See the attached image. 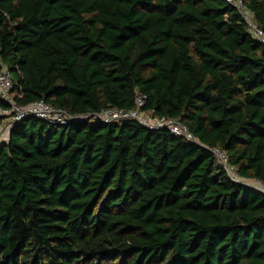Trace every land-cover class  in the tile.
Instances as JSON below:
<instances>
[{
    "label": "trees",
    "instance_id": "trees-1",
    "mask_svg": "<svg viewBox=\"0 0 264 264\" xmlns=\"http://www.w3.org/2000/svg\"><path fill=\"white\" fill-rule=\"evenodd\" d=\"M264 29V0H242ZM14 102L137 120L50 124L0 141V264H264V46L227 0H0ZM10 104L0 98V108ZM6 117L0 116V125Z\"/></svg>",
    "mask_w": 264,
    "mask_h": 264
},
{
    "label": "built area",
    "instance_id": "built-area-1",
    "mask_svg": "<svg viewBox=\"0 0 264 264\" xmlns=\"http://www.w3.org/2000/svg\"><path fill=\"white\" fill-rule=\"evenodd\" d=\"M227 1L232 4V6L237 10L242 20L246 24L247 31L252 36V38L256 39L262 46H264V29L258 26L252 11L244 4L242 0ZM15 95H17V91L14 90L12 76L7 67L1 66L0 98L8 102L10 104V107L0 108V116H4L6 117L5 120H9L10 127L28 116H34L39 119L45 120L50 124L56 125H63L71 121L78 122L83 120L111 123L127 119H134L146 127L166 128L174 135L202 145L197 137L178 118L153 115L151 111L144 110L143 106L145 104L146 95L143 93H136L135 107L132 109L112 107L81 114L69 113L64 109L52 106L51 104L45 102L43 99H37L28 103L27 105L20 106L14 102ZM210 150L216 156L217 161L223 166L227 175L232 180L241 181L245 184H248L245 180H243L245 178H241L234 173V168L229 164L227 155L224 150L218 148H210ZM250 186L264 192V183H262L260 186Z\"/></svg>",
    "mask_w": 264,
    "mask_h": 264
},
{
    "label": "rangeland",
    "instance_id": "rangeland-1",
    "mask_svg": "<svg viewBox=\"0 0 264 264\" xmlns=\"http://www.w3.org/2000/svg\"><path fill=\"white\" fill-rule=\"evenodd\" d=\"M9 128H10V123L9 120H4V122L2 121L1 125H0V141H5L8 138V133H9ZM234 173L235 169H234ZM245 180L248 184L253 185V186H260L262 183L258 182L255 179H243Z\"/></svg>",
    "mask_w": 264,
    "mask_h": 264
}]
</instances>
